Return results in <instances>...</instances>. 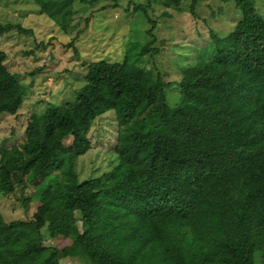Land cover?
<instances>
[{
	"label": "trees",
	"instance_id": "16d2710c",
	"mask_svg": "<svg viewBox=\"0 0 264 264\" xmlns=\"http://www.w3.org/2000/svg\"><path fill=\"white\" fill-rule=\"evenodd\" d=\"M33 1L72 40L91 16L74 4L97 2ZM219 1L239 18L224 36L210 31L212 47L182 62L176 83L138 65L157 52L150 35L121 61L84 62L74 98L31 113L22 140L0 146V196L35 204L26 220L0 213V264H254L257 252L264 264V18L255 0ZM10 30L31 33L0 23V36ZM5 58L0 113L15 115L26 90ZM107 111L118 126L108 168L79 179L88 131Z\"/></svg>",
	"mask_w": 264,
	"mask_h": 264
},
{
	"label": "rangeland",
	"instance_id": "374dc122",
	"mask_svg": "<svg viewBox=\"0 0 264 264\" xmlns=\"http://www.w3.org/2000/svg\"><path fill=\"white\" fill-rule=\"evenodd\" d=\"M165 1L97 0L92 5L76 2L74 10L79 15L91 13V16L87 28L72 40L71 33L61 32L39 11L33 0H0V23L9 22L31 29L30 34L10 30L0 36V50L6 53L4 64L20 74L22 78L19 79L26 90L15 115L0 113V146L22 140L31 113H40L47 105L72 100L85 84L84 62L121 61L129 45H133L132 51H138L153 36L151 46L157 48V52H146L138 65L158 67L165 80L176 83L181 77V63L212 47L210 31L224 36L239 18V10L233 1L200 0L195 5L194 15L188 11L190 0H178L176 4L171 0L165 4ZM112 3L116 6L112 7ZM254 3L256 11L264 18V0ZM136 5L145 6L146 14L134 9ZM70 41L72 45L68 44ZM175 83L165 90L166 103L170 107L180 100ZM117 130L113 111L94 120L88 131L90 149L77 161L79 179L97 176L107 170ZM34 208L32 201L25 207L18 192L0 196V213L5 221L26 220ZM55 241L66 242L59 238ZM253 261L260 264L259 252L255 253ZM69 264L72 263L69 261Z\"/></svg>",
	"mask_w": 264,
	"mask_h": 264
}]
</instances>
